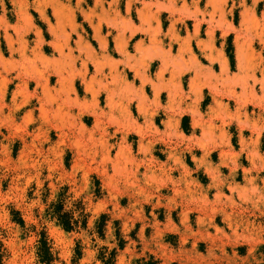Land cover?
Masks as SVG:
<instances>
[{
  "label": "rangeland",
  "instance_id": "374dc122",
  "mask_svg": "<svg viewBox=\"0 0 264 264\" xmlns=\"http://www.w3.org/2000/svg\"><path fill=\"white\" fill-rule=\"evenodd\" d=\"M62 192L87 228L50 217ZM115 247L117 264H264V0H0V264Z\"/></svg>",
  "mask_w": 264,
  "mask_h": 264
},
{
  "label": "trees",
  "instance_id": "16d2710c",
  "mask_svg": "<svg viewBox=\"0 0 264 264\" xmlns=\"http://www.w3.org/2000/svg\"><path fill=\"white\" fill-rule=\"evenodd\" d=\"M66 202L67 195L64 192L60 193L58 199L55 202H52L47 209L50 217L55 219L56 222L67 231L77 230L78 228H87L90 215L89 213H86V208L82 201H79V203L75 206L76 208L70 210L66 209ZM76 212L79 213L77 217L75 215ZM109 220L110 216L108 214H101V216L95 222V230L101 238L106 237ZM20 223H24V221L20 220ZM119 223L120 222L118 220L115 221V224L117 226L119 225ZM43 235L44 237L41 238L39 244V254L43 263H50L52 261L51 251L46 239V235ZM116 235L118 239V247L120 249H123L127 241L122 238L120 226L116 230ZM118 247L113 248V250L109 253L107 251V248H105V251L100 253L99 258L103 261L104 264H117L116 257ZM1 260L2 255L0 254V263Z\"/></svg>",
  "mask_w": 264,
  "mask_h": 264
},
{
  "label": "bare ground",
  "instance_id": "6f19581e",
  "mask_svg": "<svg viewBox=\"0 0 264 264\" xmlns=\"http://www.w3.org/2000/svg\"><path fill=\"white\" fill-rule=\"evenodd\" d=\"M140 12H141V11H140ZM131 29H132V27H131ZM134 29H135V28H134ZM139 30H140V29H139ZM132 31H133V30H132ZM97 34H98V33H97ZM97 34H96V35H97ZM99 35H100V34H99ZM100 37H101V35H100ZM23 40H24V39H23ZM25 40H26V39H25ZM8 42H9V41H8ZM99 45H100V44H99ZM119 48H120V50L124 51V50H123V44H122V42H120ZM158 49H159V48H158ZM97 59H98V58H97ZM85 63H86V62H85ZM169 63H170V62H169ZM225 63H226V62H225ZM164 64H165V63H164ZM95 65H96V64H95ZM165 65H166V64H165ZM97 67H98V65H97ZM224 67H225V66H224ZM187 68H188V67H187ZM227 68H228V67H225V68H223V69L225 70V69H227ZM185 69H186V68H185ZM195 69H196V68H195ZM227 70H228V69H227ZM140 72H141V71H140ZM136 73H137V75H140L138 72H136ZM196 73H197V72H196ZM159 74L162 75V76L164 75V68L162 69V71H161ZM143 77H144V75L142 74V78H143ZM139 78H140V77H139ZM142 78H141V79H142ZM225 79H227V77H226ZM228 79H229V78H228ZM142 80L144 81V80H146V79L143 78ZM146 81H147V80H146ZM225 82H227V81H225ZM158 83H159V82H158ZM156 84H157V83H156ZM160 84H161V83H160ZM191 84H192V83H191ZM224 84H225V83H224ZM89 85H90V84H89ZM45 86H46V85H45ZM45 86H44V87H45ZM223 86H224V85H223ZM210 87H211V84H210ZM154 88H155V92H154V93H155L156 97L158 98V97L162 94L161 87H157V86L155 85ZM212 88H213V90H214L215 85H213ZM216 88H217V87H216ZM89 89H90V87H89ZM217 89H218V88H217ZM224 89H225L226 92L229 91V90H227V88H224ZM200 92H201V91H200ZM212 92H213V91H212ZM215 92H216V91H215ZM229 92H230V91H229ZM96 93H97V92H96ZM210 93H211V92H210ZM93 94H94V93H93ZM216 94H217V93H216ZM228 94H229V93H228ZM214 95H215V93H214ZM229 95H231V94H229ZM233 95H234V93H233ZM234 96H235V95H234ZM97 97H98V96H97ZM202 97H203V96H202ZM223 100H224V99H223L222 97H221V98H220V97H219V98H216V97L214 98V101H215L217 104L220 103V105L224 103ZM110 102H111V101H110ZM110 102H109V103H110ZM221 106H223V105H221ZM221 109H222V108H221ZM239 113H240V112H239ZM239 113H238V114H239ZM223 116H225V115L223 114ZM228 117H229V114H228ZM231 117H232V116H231ZM226 118H227V117H226ZM222 119H224V118H222ZM243 125H244V124H243ZM208 126H209V125H208ZM240 126H241V124H240ZM240 126H239V127H240ZM230 128H231V127H230ZM202 129H203V128H202ZM210 129H211V128H210ZM247 130H248V129H247ZM223 131H224V130H223ZM244 132H245V130H244L243 128H241V129H240V137H241V138H243V136H244ZM244 139H245V138H244ZM203 150H204V149H203ZM205 152H206V151H205ZM193 155H194V154H193ZM226 160H227V159H226ZM233 173H234V172H233ZM235 173H236V172H235ZM251 180H253V179H251ZM218 195H219V196L221 195V191L218 192Z\"/></svg>",
  "mask_w": 264,
  "mask_h": 264
},
{
  "label": "crops",
  "instance_id": "0c3cea01",
  "mask_svg": "<svg viewBox=\"0 0 264 264\" xmlns=\"http://www.w3.org/2000/svg\"><path fill=\"white\" fill-rule=\"evenodd\" d=\"M162 69H163V67H161L159 73L162 71ZM159 73H158V76L161 77L162 75H160ZM148 85H149V84H146V86H148ZM152 85H153V84H152ZM156 86L158 87V85H156ZM154 87H155V85H154ZM154 91H155V88H154Z\"/></svg>",
  "mask_w": 264,
  "mask_h": 264
},
{
  "label": "clouds",
  "instance_id": "9594fccd",
  "mask_svg": "<svg viewBox=\"0 0 264 264\" xmlns=\"http://www.w3.org/2000/svg\"><path fill=\"white\" fill-rule=\"evenodd\" d=\"M257 2H258V0H257Z\"/></svg>",
  "mask_w": 264,
  "mask_h": 264
}]
</instances>
